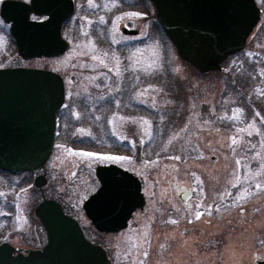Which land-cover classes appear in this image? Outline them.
I'll return each instance as SVG.
<instances>
[{
	"label": "rangeland",
	"instance_id": "374dc122",
	"mask_svg": "<svg viewBox=\"0 0 264 264\" xmlns=\"http://www.w3.org/2000/svg\"><path fill=\"white\" fill-rule=\"evenodd\" d=\"M79 1L59 57H20L0 16V67L52 70L65 85L46 183L0 174V243L41 249L44 197L118 264H254L264 254V0L245 49L207 74L178 54L143 0ZM109 164L136 174L147 202L115 235L82 208L98 188L96 167ZM174 182L194 188L192 207ZM230 192L236 200L224 202Z\"/></svg>",
	"mask_w": 264,
	"mask_h": 264
},
{
	"label": "water",
	"instance_id": "95a60500",
	"mask_svg": "<svg viewBox=\"0 0 264 264\" xmlns=\"http://www.w3.org/2000/svg\"><path fill=\"white\" fill-rule=\"evenodd\" d=\"M157 19L178 54L207 74L222 69L231 55L245 49L262 17L257 0H151ZM75 12L74 0H3L0 16L10 24L18 55L25 60L62 56L70 47L64 23ZM32 14L47 16L31 19ZM125 34L138 30L123 28ZM65 102L63 77L43 68L0 69V169L21 173L44 168L55 146L57 113ZM213 159H217L213 156ZM100 187L83 204L100 232L128 227L144 211L142 182L116 164L98 165ZM38 187L44 175L35 178ZM48 242L38 250L0 244V264H111L106 250L89 240L79 222L55 199L36 207Z\"/></svg>",
	"mask_w": 264,
	"mask_h": 264
},
{
	"label": "flooded vegetation",
	"instance_id": "af4514ba",
	"mask_svg": "<svg viewBox=\"0 0 264 264\" xmlns=\"http://www.w3.org/2000/svg\"><path fill=\"white\" fill-rule=\"evenodd\" d=\"M23 1H26V2H30L31 0H23ZM144 1V4H145V6L146 7H151L153 10H155V8H154V5L152 4V2L150 1V0H143ZM74 2H75V7H76V10L78 9V5H79V3H80V1L79 0H74ZM145 7V8H146ZM75 10V11H76ZM31 18L32 19H35V20H42V19H45L46 17H40V16H38V15H36V14H33L32 16H31ZM110 21V20H109ZM67 22V21H66ZM65 22V23H66ZM153 22H154V20H153ZM3 23L6 25V27H7V29L10 31V25L8 24V23H5L4 21H3ZM155 25H156V22H155ZM64 28H65V24L63 25V29H62V33H63V36H65L64 34ZM136 30H138V33L137 34H126L127 36H132V37H134V36H137V35H139L140 34V31H139V29H136ZM9 67H15V66H9ZM0 68H4V67H0ZM64 105H65V103H64ZM62 106V108L61 109H63L65 106ZM123 169H124V167H123ZM126 169V168H125ZM44 170V169H43ZM43 170L41 169V170H39V171H37V172H31V171H25V172H21V173H11V172H8V171H5V170H2V169H0V174H8L9 176H19V175H22V174H28V175H31V177H33V182H35V178L38 176V175H40V173H42L43 172ZM136 175V174H135ZM137 176V175H136ZM97 179H98V177H97ZM99 181V180H98ZM142 182V181H141ZM173 187L175 188V191L177 192V195L181 198V200L184 202V203H186L187 204V206L188 207H192V203L189 201V199L191 198V197H193V195H194V188L192 187H186V186H184V185H178L176 182H174L173 184ZM99 186H100V183H99V185H98V188H99ZM97 188V189H98ZM143 188V187H142ZM262 190H264V188L262 189ZM253 191H257V189H254ZM96 192V191H95ZM94 193V192H93ZM237 196V195H236ZM232 197H234V200H236L235 199V196H233L232 194H231V192L229 193V195H226V193L224 194V195H222V200L224 201V202H226L227 200H225L226 198H232ZM88 198V197H87ZM45 199H48V198H44L43 197V199H42V201L43 200H45ZM230 200V202H233L231 199H229ZM41 201V202H42ZM85 201V200H84ZM84 201H83V203H84ZM40 202V203H41ZM39 203V204H40ZM83 203H82V208H83ZM147 203V202H146ZM84 210V209H83ZM138 211V210H137ZM136 211V212H137ZM136 212H134V214H133V216L135 215V213ZM68 214H70V213H68ZM71 215V214H70ZM124 231V230H123ZM123 231H120V232H116V233H107V234H119V233H121V232H123ZM99 233H101V232H99ZM45 235H46V238H45V242L40 246V245H37L36 246V248H42L46 243H47V241H48V235H47V231H46V233H45ZM6 241H8V240H6ZM2 243H4V242H1L0 244H2ZM12 243V242H11ZM14 247H15V244H14ZM16 247H18V246H16ZM109 258H110V261H111V264H118L117 263V261H116V259H115V257L113 256V254H112V251L110 250V248H109ZM192 264V263H191ZM254 264H264V254H262L261 252H259V251H256L255 253H254Z\"/></svg>",
	"mask_w": 264,
	"mask_h": 264
},
{
	"label": "trees",
	"instance_id": "16d2710c",
	"mask_svg": "<svg viewBox=\"0 0 264 264\" xmlns=\"http://www.w3.org/2000/svg\"><path fill=\"white\" fill-rule=\"evenodd\" d=\"M165 34V33H164ZM11 37V36H10ZM11 39V38H10ZM12 41H13V39H12ZM14 42V41H13ZM237 85L238 84H234V86H235V89H234V91L236 92L237 91ZM261 107H260V110L264 113V107H263V105H260ZM158 114V113H157ZM157 114H155V116L157 117V118H159L158 117V115ZM165 137V136H164ZM163 137V139L164 140H166L165 138Z\"/></svg>",
	"mask_w": 264,
	"mask_h": 264
},
{
	"label": "snow or ice",
	"instance_id": "6c2138e0",
	"mask_svg": "<svg viewBox=\"0 0 264 264\" xmlns=\"http://www.w3.org/2000/svg\"><path fill=\"white\" fill-rule=\"evenodd\" d=\"M89 155H91V154H89Z\"/></svg>",
	"mask_w": 264,
	"mask_h": 264
}]
</instances>
